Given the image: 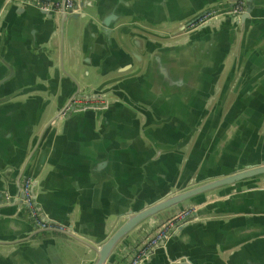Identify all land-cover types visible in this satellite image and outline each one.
Instances as JSON below:
<instances>
[{
    "label": "water",
    "instance_id": "obj_1",
    "mask_svg": "<svg viewBox=\"0 0 264 264\" xmlns=\"http://www.w3.org/2000/svg\"><path fill=\"white\" fill-rule=\"evenodd\" d=\"M237 1L74 0L73 8L66 9L65 0H0V12L3 9L4 13L10 5L33 7L45 18L55 19L59 69L63 74L58 85L48 82L45 110L49 114L30 147H21L24 158L22 165H14L18 169L16 174L13 172L15 189L6 192L4 187L0 188V253L9 255L15 248L30 252L35 237L42 234L53 237L57 233L64 237L54 239L66 264H120L123 259L124 264H129L142 243L162 223L194 208L170 229L167 238L149 249L139 264H206L194 261L185 253L173 255L169 243L179 241L182 231L199 221L205 210L249 212L247 208L227 206L241 202L239 197H244L242 202H248L250 197L264 193V189H259L264 186V157L233 168L223 166L209 175L203 174V170L194 175L193 171L201 157L198 150L204 147V135L216 139L214 149L222 155L234 132L249 117L248 108L238 120L234 119L239 99L233 106L229 105L227 113L225 107L230 91L239 86L233 84V79L241 74V68L245 69L242 64L247 61L246 51L264 44V37L257 38L248 31L256 11L264 10V0H241L243 10L233 13ZM213 9L217 10L215 15L199 21ZM168 30L173 31L159 33ZM182 34L180 41H165ZM98 36L104 40V46L97 48L98 53L115 41L124 50L120 59L126 63L110 76L102 71L88 72L84 82L79 83L71 70L79 71L80 41L88 56L91 41ZM253 37L258 41H251ZM247 74H252L251 69ZM222 77L225 78L216 96L217 82ZM205 89H208L205 100L198 99ZM129 92L133 98L128 96ZM111 103L129 106L144 115L140 131L156 148L157 158L183 151L195 139L183 170L179 168L183 155L178 154L176 162L173 160L175 166L169 176L172 184H161V191L151 198H127L124 209L100 212L98 233L91 234L81 228H92L59 221L43 208L40 175L43 169L50 171L53 167L50 158L55 157V142L51 134L72 116L101 111ZM41 118L40 115L38 123ZM150 123L157 127V137L149 131ZM27 179L31 206L44 226L35 223L30 215L24 193ZM216 206L220 208L215 209ZM216 261L225 264L220 259Z\"/></svg>",
    "mask_w": 264,
    "mask_h": 264
},
{
    "label": "crops",
    "instance_id": "obj_2",
    "mask_svg": "<svg viewBox=\"0 0 264 264\" xmlns=\"http://www.w3.org/2000/svg\"><path fill=\"white\" fill-rule=\"evenodd\" d=\"M2 11L0 100H8L0 103V188L4 187L7 192L15 189L14 173L18 169L14 165H22L24 158L21 147H30L33 136L41 132L49 114L45 110L48 82L58 85L63 74L59 69L55 19L45 18L33 7L10 5L5 7L4 13ZM248 31L257 38L264 37V10L256 11ZM69 37L68 49L72 40ZM181 37L183 34L165 41L177 42ZM257 38L253 37L251 41H258ZM232 41L235 46L233 37ZM114 44L98 53V46H104V40L98 36L91 41V53L86 56L80 41L79 71L70 69L79 83L84 82L88 72L102 71L110 76L126 63L120 59L124 54L121 45ZM85 57L88 59L84 60ZM244 57L247 58L242 64L245 69L241 68V74L233 79V84L239 86L234 92L230 91L225 110L227 113L229 105L232 103L233 106L239 99L234 119L238 120L248 108L249 117L234 132L235 136L233 134L222 155L214 149L216 139H207L204 135V147L198 150L201 157L193 168L194 175L200 170L209 175L223 166L233 168L264 157V44L249 49ZM230 64L231 61L228 66ZM248 69H251V75L247 74ZM224 78L217 82L216 96ZM207 93L208 89H205L197 98L205 100ZM132 95L128 93L130 98L134 97ZM40 115L42 118L38 123ZM143 122L141 112L120 103H111L101 111L80 112L72 116L68 124L57 128L54 135L51 134L55 142V157L50 158L53 167L50 171L43 169L40 175L43 208L59 221L92 228L81 229L94 234L100 228V212L124 209L127 198H151L161 191V184H172L169 176L173 174V160L176 162L178 154H182L179 168L183 170L195 137L185 150L168 153L160 159L156 148L140 131ZM149 131L157 137L154 124L150 123ZM239 198L244 200V197ZM249 199L227 206L247 208L249 212L205 210L199 221L182 231L179 241L169 243L173 255L185 253L194 261L206 264H218V259L225 264H264V193ZM58 237L64 239L57 233L53 237L42 234L33 239L35 243L30 252L15 248L9 255L0 253V264H61L62 261L66 264L55 242ZM124 263L126 260L123 259L120 264Z\"/></svg>",
    "mask_w": 264,
    "mask_h": 264
},
{
    "label": "built area",
    "instance_id": "obj_3",
    "mask_svg": "<svg viewBox=\"0 0 264 264\" xmlns=\"http://www.w3.org/2000/svg\"><path fill=\"white\" fill-rule=\"evenodd\" d=\"M74 0H65V7L66 9H71L74 6ZM44 5H46L45 3H43ZM243 10V2L241 0H238L234 6H233V13H239ZM217 12V10L213 9L208 11L204 16H202L199 21H203L206 20L207 18L215 15ZM28 187H29V179L26 180L25 182V186H24V193H25V200L26 202H28L29 207H30V215L32 217V219L34 220L35 223H37L38 225L44 226V224H42L36 215V212L33 210L31 203H30V199H29V193H28ZM192 211H194V208H189L186 210H183L177 214H175L174 216H172L171 218H168L164 223H162L156 230L155 232L151 235V237H149L147 240H145L142 245L140 246V248L136 251V253L134 254L131 262L129 264H139V262L141 261L142 258H144L149 249L156 244L159 240L161 239H165L167 238L168 232L170 231V229L179 221L184 220Z\"/></svg>",
    "mask_w": 264,
    "mask_h": 264
}]
</instances>
